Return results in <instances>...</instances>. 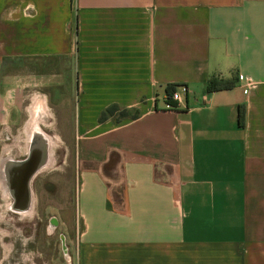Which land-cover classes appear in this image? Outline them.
I'll return each mask as SVG.
<instances>
[{
  "label": "crops",
  "instance_id": "0c3cea01",
  "mask_svg": "<svg viewBox=\"0 0 264 264\" xmlns=\"http://www.w3.org/2000/svg\"><path fill=\"white\" fill-rule=\"evenodd\" d=\"M47 112L75 264H264V0H0V131Z\"/></svg>",
  "mask_w": 264,
  "mask_h": 264
},
{
  "label": "rangeland",
  "instance_id": "374dc122",
  "mask_svg": "<svg viewBox=\"0 0 264 264\" xmlns=\"http://www.w3.org/2000/svg\"><path fill=\"white\" fill-rule=\"evenodd\" d=\"M24 103L26 105V101ZM33 116L35 114L29 117L31 121H27L26 115L23 116V121L26 120L23 135L26 137V132L34 123L41 124L48 127L42 129L41 133L47 139L55 137L58 143L52 148L54 153L51 154V163L43 172L34 174L29 180L28 193L33 203L28 213L7 210L10 199L0 195V264H75L71 244L75 236V169L73 146L70 143L72 136L69 138L72 131L67 132L68 134L57 131L54 116L50 113L46 116L39 115L37 119L32 118ZM114 116L116 118L118 113ZM65 122L71 130L74 128L73 116L69 124L67 119ZM19 130L0 131V160L19 162L26 159L25 141L15 142L18 134L21 140L25 138ZM0 185L2 186L1 182ZM50 226L52 229H49ZM61 243L64 245L63 249Z\"/></svg>",
  "mask_w": 264,
  "mask_h": 264
},
{
  "label": "bare ground",
  "instance_id": "6f19581e",
  "mask_svg": "<svg viewBox=\"0 0 264 264\" xmlns=\"http://www.w3.org/2000/svg\"><path fill=\"white\" fill-rule=\"evenodd\" d=\"M42 100H36L34 103L44 105ZM37 117L35 114L32 118L37 119ZM29 121H31V118ZM41 132V129L35 123L26 132L25 143L29 144V149L24 161L0 160V182L2 184V186L0 185V195L2 194L3 197L7 196L10 199L11 202L9 201L10 205L7 210L11 212L20 214H24L25 211L29 212L28 210L33 203V199L28 193L29 180L34 174L43 172L51 163V154L54 153V151L52 152V145H54L55 138L47 139ZM2 164L4 167L1 168Z\"/></svg>",
  "mask_w": 264,
  "mask_h": 264
},
{
  "label": "trees",
  "instance_id": "16d2710c",
  "mask_svg": "<svg viewBox=\"0 0 264 264\" xmlns=\"http://www.w3.org/2000/svg\"><path fill=\"white\" fill-rule=\"evenodd\" d=\"M235 77H231L229 79L226 80H222V79H215V78H209L204 90L207 93L210 92H216V91H221V90H227L230 89L234 83H235ZM174 91V87L170 86L167 87L165 89V95L166 97L170 96V94ZM115 113H118V116L116 117V119H120V118H124L126 117L127 113L124 110H119L117 107L115 106H111L106 108L99 116V121L102 122L107 118H114ZM136 118V114H132L129 119H135ZM241 115L239 112V121H240Z\"/></svg>",
  "mask_w": 264,
  "mask_h": 264
},
{
  "label": "built area",
  "instance_id": "2783aa9c",
  "mask_svg": "<svg viewBox=\"0 0 264 264\" xmlns=\"http://www.w3.org/2000/svg\"><path fill=\"white\" fill-rule=\"evenodd\" d=\"M186 93V88L184 86H178L176 91L174 90L170 96L166 97V104L164 110L171 111L175 109V104L177 105L180 102L181 95Z\"/></svg>",
  "mask_w": 264,
  "mask_h": 264
},
{
  "label": "flooded vegetation",
  "instance_id": "af4514ba",
  "mask_svg": "<svg viewBox=\"0 0 264 264\" xmlns=\"http://www.w3.org/2000/svg\"><path fill=\"white\" fill-rule=\"evenodd\" d=\"M54 138H55V137H54ZM55 139H56V138H55ZM56 143H58V142H57V139H56V142H55V140L53 141V144H54V145H52V148L56 146ZM28 146H29V144H28V143H27V144L25 143V150H26V151H25V150H24V151H25V156H26V157H27V153H28V149H29ZM45 168H46V167H45ZM49 229H52L51 226L49 227Z\"/></svg>",
  "mask_w": 264,
  "mask_h": 264
},
{
  "label": "water",
  "instance_id": "95a60500",
  "mask_svg": "<svg viewBox=\"0 0 264 264\" xmlns=\"http://www.w3.org/2000/svg\"><path fill=\"white\" fill-rule=\"evenodd\" d=\"M52 223H53V221H52ZM60 239H61V241H62V237H60ZM61 244H62V243H61ZM61 246H62V249H63V248H64V245L62 244Z\"/></svg>",
  "mask_w": 264,
  "mask_h": 264
}]
</instances>
